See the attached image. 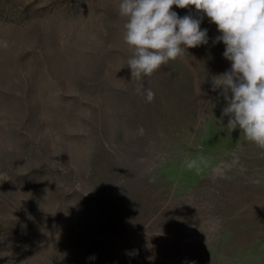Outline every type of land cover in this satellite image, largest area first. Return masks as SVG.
<instances>
[{"label": "rangeland", "instance_id": "obj_1", "mask_svg": "<svg viewBox=\"0 0 264 264\" xmlns=\"http://www.w3.org/2000/svg\"><path fill=\"white\" fill-rule=\"evenodd\" d=\"M118 2L0 0V264H264V149L225 127L217 26L174 5L208 43L135 81Z\"/></svg>", "mask_w": 264, "mask_h": 264}, {"label": "clouds", "instance_id": "obj_2", "mask_svg": "<svg viewBox=\"0 0 264 264\" xmlns=\"http://www.w3.org/2000/svg\"><path fill=\"white\" fill-rule=\"evenodd\" d=\"M194 7L209 18L220 33L213 43L225 46L223 57L231 67L211 77V90L223 97L221 116L231 133L239 129L244 139L264 149V0H119L118 15L124 20L122 41L132 50L127 59L131 78L142 81L162 65L188 55V49L208 43L203 16H179L172 10ZM7 48V41H0ZM146 102L155 93L139 84ZM198 95L201 90H198ZM207 158L187 159L185 166L196 174L203 171Z\"/></svg>", "mask_w": 264, "mask_h": 264}]
</instances>
